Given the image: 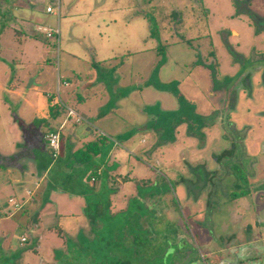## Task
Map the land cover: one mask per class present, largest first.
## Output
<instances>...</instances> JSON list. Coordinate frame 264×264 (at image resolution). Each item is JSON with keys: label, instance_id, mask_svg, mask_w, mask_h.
<instances>
[{"label": "rangeland", "instance_id": "obj_1", "mask_svg": "<svg viewBox=\"0 0 264 264\" xmlns=\"http://www.w3.org/2000/svg\"><path fill=\"white\" fill-rule=\"evenodd\" d=\"M5 1L10 5L4 10L1 4ZM10 1L0 0V161L16 153L24 133L39 140L62 123H66L62 130L66 151L70 146L80 148L99 135L109 137L110 143L103 148L104 158L95 159L103 175L91 181L95 183L92 188L84 178L90 172L86 165L65 172L60 168V182L72 174L67 188L52 190L46 198L48 177L41 182L36 179L41 184L37 186L31 176L25 177L14 168L11 173L0 168L1 208L7 209L11 197L26 200L27 191L33 190L22 210L14 215L0 214V264H47L54 254L67 264L68 253L55 252L67 246L58 227L74 239L83 227L92 238L86 211L90 200L109 196L111 209L117 212L139 193L146 197V203L151 201L150 209L151 204L154 206L145 224L161 222L156 229L163 230V243L170 242L171 234L175 237L182 227L179 238L186 237L193 243L187 247L195 257L196 249L191 246L202 247L208 234L196 226V219L204 218L206 202L193 200L189 187L193 188L191 182L197 177L202 180L206 176L204 170L195 171L194 167L208 163L209 170L216 169L215 153L230 147V141L224 138L230 121L239 129L249 126L243 142L251 155H256L251 164L253 178H264V153H259L260 142L264 143V95L254 100L246 90L241 92L231 115L230 100L236 96L232 98L226 91L234 82L246 85L249 75L255 85L260 82L256 66L263 65L259 56L264 54V36L257 35L256 24L262 25L264 20L256 22V14L264 16V0H62L59 19L47 12L51 0H45L37 34L24 37L23 46L16 41L13 27L22 26L21 22L13 16L23 13L27 17L32 5L22 0L25 5L14 6ZM45 27L59 28L60 34L49 37ZM228 76L233 81L226 80ZM261 88L263 91L264 85ZM180 100L191 103L186 108L192 114L183 111V116L194 118L195 112L209 116L221 111V121L206 131L204 143L189 133L187 120L175 129L174 139L163 140L165 130L156 127L157 116L179 109ZM51 104L60 106L55 116L51 115ZM224 105L228 107L225 110ZM68 108L86 117L93 133H86L87 124L76 123L75 117L68 115ZM75 131L79 137H75ZM76 178L82 184L74 192ZM224 185L226 188L213 186L218 190L215 199L220 208L215 216L221 230L237 225L241 216L247 215L246 222L254 221L250 216L256 210L264 212L263 191L231 208L233 203L227 201L232 184L226 178ZM103 186H108L107 190ZM132 212L131 221H135L137 214L134 209ZM101 230L99 234L103 235L107 229ZM23 236L28 238L25 243L21 242ZM68 244L74 247L73 242ZM211 244L216 245L215 241ZM256 245H248L244 264L255 259ZM84 246V253H94L95 262L106 260L104 254L97 256L94 244L84 242ZM180 247L182 251L187 248ZM235 251L238 247L211 256L219 260ZM72 252L76 257L75 261L69 259L70 264L85 256L78 249ZM91 256L76 264L91 263ZM163 264L169 263L164 260Z\"/></svg>", "mask_w": 264, "mask_h": 264}, {"label": "flooded vegetation", "instance_id": "obj_2", "mask_svg": "<svg viewBox=\"0 0 264 264\" xmlns=\"http://www.w3.org/2000/svg\"><path fill=\"white\" fill-rule=\"evenodd\" d=\"M257 19L256 22H261L259 20H264V16H260L258 14H256ZM258 33V36H261L263 34L264 36V22L262 25L256 24ZM264 53V51H262ZM264 54L259 56V60L261 61V63H263V65L257 64L256 69L257 71H259L260 73V82H258V84L255 82H253V77L251 75L247 76V80H246V85L244 82H241L239 85L236 84L235 82L233 83V86L231 87V90H226L228 91V95H232V98L236 96V98H233V100H230V105L229 108L224 107V110L226 108H228L229 112L228 113H233V111L235 110L234 108V103L236 102V99H238V96L240 95L241 92H245L246 90V94H248V96L251 99L257 100L261 94L264 95V90L262 91L261 88L264 85ZM257 61V60H256ZM226 80H232L233 81V77H225ZM255 89L257 91V94L255 95ZM235 101V102H234ZM188 102V101H187ZM263 103V102H260ZM191 104V103H190ZM220 114L221 111H217V112H213L212 115H200L197 114L195 112L194 114V119H198V122L201 121V123L203 122L202 118H204L205 120H210L207 122V124L205 126H203L201 129H199L200 133H202L201 135L193 133L190 130V119L187 120L188 124H189V133L197 136L198 138H200L203 143L206 139V131L208 129H210L212 126H214L215 124L219 123L220 120ZM184 122V121H183ZM182 123V122H181ZM246 124V123H245ZM195 125L197 126L198 123L195 122ZM230 130H226V128L224 129L225 133H224V138L226 141H230V147L228 149H226L224 152L221 153H215V161H216V169H212L209 170L210 167L207 165L208 163L205 164H200L196 167H194V170H204L205 171V176L203 177L204 179L199 180V177H197L195 182H191V185L193 186V188L189 187L190 190L193 193V200L196 198H198V200L196 202H203L205 204V209H204V218L202 220L200 219H196V226L198 228V230L203 231L202 233H207V237H205V239H208V241H204L202 243V247L198 245V247L196 246H191V248H195L196 252H195V257H191V249H189L188 247H190L189 244H193L191 241H189L186 237H180L179 238V233L180 230L183 229L178 228L179 231L176 232V235L174 237L173 234H171V236L173 237V239H171L170 242L168 243H163V245L165 247H163V256L167 254L168 250L170 248H175V252L173 254V258H172V263L171 264H244L243 261L245 259V256L248 254V250H250L248 248V245L253 244V243H257L256 245V256L254 260H249L248 263L246 264H264V212H258L256 210V212L254 214H252L250 217H254V221H248L247 220V215L245 216H241L240 218H243L239 223H237V225L232 226V227H228L225 228L226 230H221L222 228H219V226L216 224V211L219 210L220 206L217 205L216 203L218 202L215 198L216 195L218 194V190L217 188L220 187L219 184L221 186H223L224 188H226V186L224 185V180L227 178V180H229L232 184V189L229 193V200L227 201L228 204L233 203L231 206V208L233 207L234 204H236L237 202L241 201L244 198H249L253 193L255 192H259V191H263L264 192V178L258 179V178H253V176L255 175V170L252 169L251 164H253V159L256 157V155H254V157L251 155V151L249 149V147L247 146V144L245 142H243V140H245V136H247V128L249 126H247V128L243 127L241 129L236 128V125L234 123V121H230L227 125ZM178 127V126H177ZM176 127V128H177ZM198 131V130H197ZM175 132V131H174ZM228 133H231V135H233L232 137H228L226 135H228ZM230 135V136H231ZM175 138V137H174ZM259 153L260 155L264 153V143L263 141L260 142V147H259ZM264 160V159H263ZM215 176V177H214ZM207 177H209L207 179ZM214 177V179L212 178ZM98 179H93L91 180L93 181H97ZM91 185H95V183H91ZM108 184V183H107ZM194 184L197 186L196 188L194 187ZM247 184H248V188H249V193H245L243 194V191H246L247 189ZM213 186H217V188L215 189ZM217 191V192H216ZM195 192V194H194ZM139 195L135 196V197H139ZM133 197V198H135ZM131 198L129 200V203L127 205V207L121 211H117V212H113L111 209V201L109 199V196L107 197V201L110 203V211L109 213L111 215H115L118 214L122 211L127 210V208L130 206L131 204V200L133 199ZM146 197L143 198V201L145 202ZM151 202V201H150ZM149 203H146V205H149ZM230 208V207H229ZM154 211V206L152 209H150L148 211L151 212ZM247 212V211H245ZM135 214H137L136 218L139 221L140 226L144 223H146L147 218H148V213L146 215L141 216L139 213L134 212ZM132 214V220L134 219V215L133 212ZM130 216V215H128ZM196 217V215L194 216ZM135 218V219H136ZM82 219V218H81ZM80 219V220H81ZM131 219V218H130ZM159 219V218H158ZM79 220V221H80ZM78 221V222H79ZM90 227L92 229V232L94 233V236L92 238H90L85 230L82 228H80L77 231V239L72 238V236H70V234L66 233L64 231V228L62 227H58V232L60 234L61 237H63L64 240V246H66L65 248H59L56 249L55 252L57 251H64L67 252L68 255H65L66 258L68 257V262L69 263V259L72 258V260L74 259L75 261V252H72V250H76L77 248L81 249V251L83 252V254L85 256L79 258L77 261L82 260V258H86L87 261L89 260L90 256L93 258V261L90 262H86L88 264H98V262H95V257H94V253L89 251L88 253H84V251H87L84 243L80 240V236L81 234H83L84 236L88 237L89 240H93V238L96 236V230L98 229V226H93L91 219H88ZM162 221V220H161ZM160 221H158L157 223L155 222H150L152 223L151 225L154 226H147L145 224V229L147 228L151 234L150 238L152 239L153 242L156 243H160V242H165L163 239V233L161 229L157 230V224H159ZM163 222V221H162ZM134 223V222H132ZM161 223V222H160ZM59 226V225H58ZM54 227V226H53ZM53 227H49V228H53ZM187 227L188 224H187ZM75 228V227H73ZM190 229V228H188ZM62 231V232H60ZM152 232L154 234H152ZM184 232V231H181ZM64 235H66V238H64ZM181 235V234H180ZM156 236V238H155ZM25 240L22 241L21 238V242L25 243L28 241V238L26 236ZM41 238V237H40ZM176 240V241H175ZM178 240L182 241V242H178ZM215 241L216 245H212L211 243H213ZM68 242H73L74 247L70 246L68 244ZM178 243V245H172L173 243ZM184 243V244H183ZM127 245L131 246V242H129ZM180 246L183 247H187L185 248V251H182L183 249H181ZM207 247V248H206ZM232 247H238V251L232 252L230 253L231 256H226V257H222L219 260L215 257L213 258L211 256V254L213 252H217L219 254L222 253V250L225 249H231ZM148 251V255L145 256V258H151L152 255L155 254V252H153L152 248L147 249ZM202 251V252H201ZM54 252V253H55ZM204 252V253H203ZM113 254H119V251L115 250V252H112ZM182 253L185 254V257H179L177 258V256L182 255ZM227 255V254H225ZM231 257L234 261H231ZM165 258V257H164ZM167 258H165L164 260H166ZM62 259L60 257H57V255L54 254V259L53 261H48L47 264H62ZM76 261V262H77ZM76 262H74L76 264ZM73 263V261H72ZM46 264V263H45Z\"/></svg>", "mask_w": 264, "mask_h": 264}, {"label": "trees", "instance_id": "obj_3", "mask_svg": "<svg viewBox=\"0 0 264 264\" xmlns=\"http://www.w3.org/2000/svg\"><path fill=\"white\" fill-rule=\"evenodd\" d=\"M180 107L177 110L173 111H163L162 114L157 116V128H163L165 130L163 134V140H172L174 139V131L176 127L185 120L190 121V130L193 133L201 135L199 129L207 124L210 120H205L202 118L203 122H198V119L192 118V116H183V114H192L186 108L190 103L184 100H180ZM51 115L55 116V113L59 112L60 106L50 105ZM185 111V113L183 112ZM188 117V118H187ZM195 122L198 125H195ZM22 124V123H21ZM198 130V131H197ZM171 132L173 134H171ZM24 141L22 143H18L19 151L13 154L12 156L4 157L0 161V168H10L16 167L24 170V165L21 163L22 158L33 159L35 170L34 173H30L38 181H42L45 177H48L47 185L48 190L45 192L46 196L52 190H59V189H66L65 186L68 182V179L72 177V174L66 175L65 178L62 179L60 182L59 169L64 167L65 169L62 171L73 170L74 167H82V166H90L89 173L84 176L89 181L90 188L95 187V185L90 184L91 180L99 179L103 173H99L98 164L95 161L97 157L104 158L103 155V148H105L109 143V137L107 136H97L94 139L85 142L83 146L80 148H74L70 146L67 151L66 148L64 150V143H63V136H62V152L57 159L53 158L51 150L48 146V143L45 138L39 139L36 137H26L24 133L23 137ZM2 162V163H1ZM52 174H50V171ZM57 172V173H55ZM74 176V175H73ZM81 178V177H80ZM79 178L75 179V184L72 186V190L77 192L79 190V185L82 182L78 181ZM108 181V180H107ZM108 187V186H107ZM106 186H103L107 190ZM104 194V191H101ZM249 193V188L247 184L246 191H243V194ZM144 196L137 197L133 203L127 208V210L122 211L118 214L111 215L110 211V203L107 201V196L105 199H101L100 197L90 200L88 202V207L86 209L89 218L93 226H98L96 230V236L93 240H89L88 237L81 234L80 240L84 243L94 244L97 248V254L95 256H101L104 254L106 260L104 262L98 264H163V258H167L166 261L171 264L173 254L175 252V248H170L166 255L163 256V242L156 243L153 242L150 238L151 234L150 231L146 228L145 224L143 223L141 226L137 218L135 221L132 220V210L134 209L135 212L141 214V216L146 215L150 210V206L146 205L143 201ZM153 208V204H151ZM130 215V216H128ZM131 218V219H130ZM100 220H104L105 222H101ZM134 222V225H132ZM104 227L106 230L105 234H99ZM152 234H154L152 232ZM106 242L105 244L100 245L101 243ZM127 241L131 242V246L127 245ZM99 242V243H98ZM116 243V244H114ZM98 244V245H96ZM116 245L115 247H112ZM107 246H109L107 248ZM112 247V248H111ZM152 248L153 252H155L153 257L145 258L148 255L147 249ZM78 251L81 249L77 248ZM115 250L119 251V254H113ZM102 251L104 253H102ZM57 257L59 255L57 254ZM164 258V259H165Z\"/></svg>", "mask_w": 264, "mask_h": 264}, {"label": "crops", "instance_id": "obj_4", "mask_svg": "<svg viewBox=\"0 0 264 264\" xmlns=\"http://www.w3.org/2000/svg\"><path fill=\"white\" fill-rule=\"evenodd\" d=\"M22 0H11L10 2L12 3V5H25L21 2ZM45 0H27V4L26 5H32V10H31V13L28 14V16H24L23 13H18L16 15H14L13 17L16 19V20H20L21 22V25L22 26H13L14 29H15V33H16V36H17V39L16 41L21 44L23 46V43H24V37L26 36H30V37H34L37 32H36V26L38 23H40V19H41V15L40 13L41 12H44V7L42 6L43 3H44ZM3 5V8L4 10L6 9V5H10L9 2L5 1V4H1ZM48 5V4H47ZM3 16V20H5L6 22L9 21V18H7L5 16V14L2 15ZM12 19V18H11ZM14 20V19H12ZM11 21V20H10ZM13 25V24H12ZM19 25V24H17ZM49 100V99H48ZM4 105L5 107L8 106V103L6 101H4ZM51 117H54V116H51ZM63 124V123H62ZM61 124V125H62ZM92 125V124H91ZM91 125H85V132H90V133H93L92 131V127ZM71 127H74L76 128V125H73ZM60 128V127H59ZM54 130H57V128H52V130L50 129V131H47L44 136L42 138H45L46 135L51 132V131H54ZM75 133H77V135L75 134V137H79L78 136V131H75ZM37 135V134H36ZM46 139V138H45ZM24 141V139H22V142ZM20 142V143H22ZM18 144V143H17ZM17 148L18 150L16 152L19 151V147L17 145ZM64 150H65V143H64ZM97 159V158H96ZM23 165H24V170L20 169V168H16V167H13L14 169L18 170L19 172H22L24 174L25 177H28V176H31L32 177V180H34L33 182H36V178L34 176H32L30 173H34V160L32 159H25V161L21 162ZM100 164H98L99 166ZM8 172L11 173L12 171V167L10 168H5ZM1 206H0V214L2 213L1 212Z\"/></svg>", "mask_w": 264, "mask_h": 264}, {"label": "built area", "instance_id": "obj_5", "mask_svg": "<svg viewBox=\"0 0 264 264\" xmlns=\"http://www.w3.org/2000/svg\"><path fill=\"white\" fill-rule=\"evenodd\" d=\"M61 1L62 0H51V2L46 7L47 12L55 15L56 17H58V19L61 16ZM44 30L47 32V35L49 37L54 36L56 33L60 34L59 28L53 29V28L45 27ZM68 109H69L68 115L71 118L75 117L76 123L79 124V123L84 122L86 124H90L88 119L82 115H79L76 110H74L73 108H68ZM65 124L66 123H63L59 129L49 132L45 137L54 159H57L62 152V130L64 129ZM36 184L37 186L41 185L40 182H36ZM27 194L29 195V198H31L33 196V190L29 189L27 191ZM29 198L23 201V200L17 199L16 197H11L9 199L7 209L1 208L2 209L1 212H3L5 215L6 214L14 215L24 208L25 204L29 201ZM24 240H25V237H22V241Z\"/></svg>", "mask_w": 264, "mask_h": 264}]
</instances>
